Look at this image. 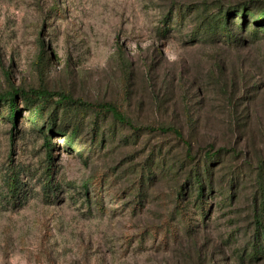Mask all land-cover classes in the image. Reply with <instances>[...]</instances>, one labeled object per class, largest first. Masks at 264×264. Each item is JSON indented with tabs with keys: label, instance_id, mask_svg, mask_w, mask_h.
I'll return each instance as SVG.
<instances>
[{
	"label": "rangeland",
	"instance_id": "obj_1",
	"mask_svg": "<svg viewBox=\"0 0 264 264\" xmlns=\"http://www.w3.org/2000/svg\"><path fill=\"white\" fill-rule=\"evenodd\" d=\"M246 3L264 10V0H0V96L53 93L33 109L18 97L15 119L0 99V264H264L250 256L264 26L248 46L209 40ZM218 63L259 85L240 91L241 105L218 92ZM61 93L116 105L140 129ZM196 164L212 171L202 198Z\"/></svg>",
	"mask_w": 264,
	"mask_h": 264
},
{
	"label": "trees",
	"instance_id": "obj_2",
	"mask_svg": "<svg viewBox=\"0 0 264 264\" xmlns=\"http://www.w3.org/2000/svg\"><path fill=\"white\" fill-rule=\"evenodd\" d=\"M258 10L256 11V9ZM251 10H254L252 13L250 12ZM247 13H251L253 16L254 20L253 23L256 27H254L252 30L248 31V25H247ZM232 14H237L236 17L241 18L244 20V23L240 25V31L236 30L235 24L232 23L230 16ZM260 26H264V10L259 9L258 5H252L251 7H247L246 4H242L240 7H235V8H229L227 9V13H223L220 16V20H218L216 27L213 29V35L212 37H209V40H222L224 44H228L231 47H244L248 46L251 44L256 43L260 38H262L259 35L258 28ZM264 30V29H263ZM247 32V33H246ZM208 40V39H205ZM243 65V64H242ZM214 68V69H213ZM211 69L210 76L216 77L217 80L214 81V83L219 86L217 89L218 92H220L221 95L225 97V99L230 103V105H241V98L239 97V93L242 89H246L248 87L258 88L259 85L257 83L252 84V76H249L244 69L243 66L238 67L237 69H233L232 73L228 72V68L225 64L223 63H218L215 64V66ZM53 93H50L48 90L45 89H31L30 91H27L22 88H16L13 89L6 98H3L0 96L1 100L7 101L9 103V113L8 115L11 118H16L18 115L17 111V99L18 97L23 98L25 103L28 105V109H33L36 108L37 105L41 104L45 97L48 95H51ZM246 94V93H245ZM30 95L36 96L38 99H33L30 98ZM61 98L65 100L67 103L70 104H78L79 107H89L92 109H95L97 111H109L111 112L114 117L122 122L130 125L133 129H140L139 126L134 125L132 120L122 111L120 110L116 105L110 104V103H104L101 105H93L90 104L83 99H75L71 95L61 93L60 94ZM249 96V95H246ZM42 98V99H40ZM252 100V99H251ZM250 100V101H251ZM249 101V102H250ZM6 102V103H7ZM37 102V103H34ZM34 106V107H32ZM44 110V107H42L39 110V113L37 114L38 117H42V112ZM15 123V121H14ZM166 129V127H163ZM64 127L59 126L57 129L58 132H62ZM171 130V129H170ZM176 132V134L181 137V130L178 129H172ZM73 136V135H72ZM72 142V139L70 140V143ZM45 146L47 147L48 153L50 154L51 152V143L46 140ZM186 144H190L189 142H186ZM188 154H190L188 152ZM189 158H191L189 156ZM200 165V163H198ZM204 169V170H203ZM203 169L199 170L197 169V164L194 168L195 173L194 178L195 182L197 183L198 187V195L199 197H203L206 194L207 186L210 185L212 187V180L208 182L207 179H210V176L212 174V171L210 170V166L204 167ZM18 176H15L12 178V183L11 187L14 188V192L17 188V183H18ZM87 184V183H86ZM262 185V191H261V197H262V207L259 208V206H255V223L257 224V240L255 243H253V246L251 248V254L250 256L253 258H259V255H264V179L261 181ZM260 209V210H259Z\"/></svg>",
	"mask_w": 264,
	"mask_h": 264
}]
</instances>
